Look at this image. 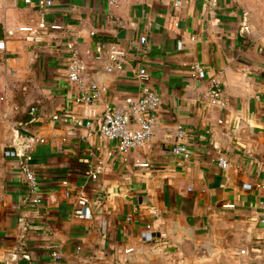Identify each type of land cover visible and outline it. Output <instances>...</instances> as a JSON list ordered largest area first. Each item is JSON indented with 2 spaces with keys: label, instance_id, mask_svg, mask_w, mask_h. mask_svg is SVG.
<instances>
[{
  "label": "crops",
  "instance_id": "1",
  "mask_svg": "<svg viewBox=\"0 0 264 264\" xmlns=\"http://www.w3.org/2000/svg\"><path fill=\"white\" fill-rule=\"evenodd\" d=\"M31 1L0 0V264H264V0ZM68 42L100 89L92 107L66 78ZM117 48L122 68L108 72ZM138 68L161 103L151 140L121 154L96 121L138 95ZM178 127L188 158L171 151ZM18 132L33 142L39 206L3 156ZM79 189L91 219L71 215Z\"/></svg>",
  "mask_w": 264,
  "mask_h": 264
},
{
  "label": "built area",
  "instance_id": "2",
  "mask_svg": "<svg viewBox=\"0 0 264 264\" xmlns=\"http://www.w3.org/2000/svg\"><path fill=\"white\" fill-rule=\"evenodd\" d=\"M24 1L29 4L32 3L31 0ZM123 1L125 0H107L111 7H118ZM50 4V0L40 1V5L43 6H48ZM174 4L178 5L179 1L175 0ZM51 28L59 29L61 27L53 25ZM145 41V37L140 38L141 44H144ZM4 48V40L0 39V51L4 50ZM66 48L71 54L66 68V78L71 84L76 85L79 89L77 101L92 107L95 105L99 97L100 89L96 83L84 80L83 71L85 65L77 56L73 43L68 42ZM108 55L111 63L107 67V71L120 70L124 62L125 51L122 48L110 49ZM190 76L192 78L204 77V71L199 63H192L190 67ZM136 78L139 82L138 95L134 98L127 99L120 109L106 110L96 121L98 135L107 140L113 141L115 143V150L121 154H126L133 149L141 148L151 140L156 121V112L161 103L159 94L149 84V76L145 68L137 69ZM208 84L209 95L218 100L221 91L219 81L212 77L208 79ZM219 104L221 106L224 105L222 101H219ZM35 111V107H31L28 110L29 114L32 116L35 114ZM56 118L57 117L55 116L53 117V119ZM76 124L77 126L87 128L88 131L94 128V123L90 119L76 121ZM19 125L23 127L25 126L24 123H19ZM184 136V130L181 127H178L176 129V138L178 139V142L172 147L171 151L174 155L188 158L189 150L183 142ZM38 141L43 142V139H39ZM3 156L5 158L16 160L26 190L28 203L33 206L41 205L42 198L40 196L39 179L33 168L32 139H22L14 142L10 147L4 149ZM218 163L222 168H226L227 166V161L222 157L219 158ZM137 164L142 167L148 166L145 162ZM103 169V162L98 160L93 166L87 167L84 174L88 180L94 181L98 178ZM62 184L66 187L68 183L67 181H63ZM71 194L72 193L69 190L65 192L66 196H70ZM73 195L75 197V206L72 210V217L79 220L91 219L92 213L89 206V200L85 196L83 190L79 189ZM19 226L23 230L26 229V225L22 219L19 221ZM141 237L144 241H151L153 239L150 232L142 233ZM240 252L242 253L244 250H240ZM52 256L55 259H58L60 254L58 251H52Z\"/></svg>",
  "mask_w": 264,
  "mask_h": 264
},
{
  "label": "water",
  "instance_id": "3",
  "mask_svg": "<svg viewBox=\"0 0 264 264\" xmlns=\"http://www.w3.org/2000/svg\"><path fill=\"white\" fill-rule=\"evenodd\" d=\"M19 138H29V136L28 135H25V134H22L21 132H18V140H19Z\"/></svg>",
  "mask_w": 264,
  "mask_h": 264
}]
</instances>
